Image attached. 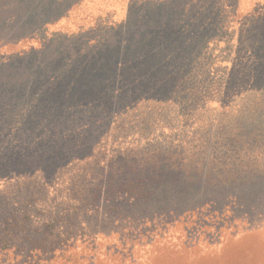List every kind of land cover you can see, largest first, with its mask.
I'll use <instances>...</instances> for the list:
<instances>
[{"label": "rangeland", "instance_id": "374dc122", "mask_svg": "<svg viewBox=\"0 0 264 264\" xmlns=\"http://www.w3.org/2000/svg\"><path fill=\"white\" fill-rule=\"evenodd\" d=\"M0 264H264V0H0Z\"/></svg>", "mask_w": 264, "mask_h": 264}, {"label": "trees", "instance_id": "16d2710c", "mask_svg": "<svg viewBox=\"0 0 264 264\" xmlns=\"http://www.w3.org/2000/svg\"><path fill=\"white\" fill-rule=\"evenodd\" d=\"M54 60V59H53ZM26 62H27V64H28V66L29 67H32V68H34V67H38V74L40 75V76H36L35 77V75L33 76V77H31L30 78V82H35V83H37V82H39L40 81V78H41V74H42V70H44V66H47V64H46V62L45 61H43V60H39V61H33V60H29V58L26 60ZM49 67L50 68H52V67H54L53 65H49ZM41 73V74H40ZM32 85V83H30L27 87L28 88H30V86ZM18 90H19V88H17V90H15V91H11V95H12V97L14 98V99H16L18 96H16V93L18 92ZM25 91V90H24ZM25 94L27 93V92H24ZM54 109H57L56 107L54 108ZM72 115V114H71ZM76 200H78V199H76ZM70 239V234L68 233V232H66V231H63V232H61L60 234H59V241L61 242V243H63V244H65L66 242L65 241H68ZM33 249H34V247H33ZM35 249H36V247H35Z\"/></svg>", "mask_w": 264, "mask_h": 264}]
</instances>
